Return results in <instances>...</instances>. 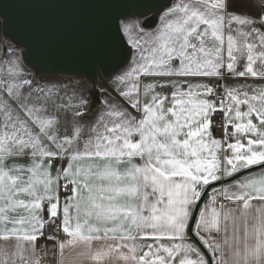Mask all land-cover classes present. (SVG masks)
Instances as JSON below:
<instances>
[{
  "label": "snow or ice",
  "instance_id": "6c2138e0",
  "mask_svg": "<svg viewBox=\"0 0 264 264\" xmlns=\"http://www.w3.org/2000/svg\"><path fill=\"white\" fill-rule=\"evenodd\" d=\"M0 14V264H264V0Z\"/></svg>",
  "mask_w": 264,
  "mask_h": 264
},
{
  "label": "water",
  "instance_id": "95a60500",
  "mask_svg": "<svg viewBox=\"0 0 264 264\" xmlns=\"http://www.w3.org/2000/svg\"><path fill=\"white\" fill-rule=\"evenodd\" d=\"M4 3H5V0H0V4H4ZM12 12L14 15L15 9H13ZM9 31H11V28L9 29ZM1 37H4L5 39L9 40V42H11V37L4 33V28H3V23H2V14H0V38ZM73 67L74 66L70 62H59V63L44 62L38 65L39 71L36 72L35 75L78 77V78H81L87 81V83L91 85L89 88L93 87V80H95V86L98 80H100V70L99 69H93L88 73V75L80 76V75H76L75 72L72 71ZM107 79L108 77H105V80ZM96 95L97 96L100 95L98 88L96 91Z\"/></svg>",
  "mask_w": 264,
  "mask_h": 264
},
{
  "label": "rangeland",
  "instance_id": "374dc122",
  "mask_svg": "<svg viewBox=\"0 0 264 264\" xmlns=\"http://www.w3.org/2000/svg\"><path fill=\"white\" fill-rule=\"evenodd\" d=\"M2 39V38H0ZM10 43L9 40L5 39L4 40L2 39V41H0V46L4 45V44H8ZM57 78V79H60V80H63L65 82H67L68 80H72L73 82L75 81H83L84 79H80V78H75V77H68V76H47V75H35V78L36 79H40V78ZM91 85L89 83H87V81H83V85L82 87L87 89L89 88ZM97 87L101 88L103 87V84L100 80H98L97 84H96Z\"/></svg>",
  "mask_w": 264,
  "mask_h": 264
},
{
  "label": "built area",
  "instance_id": "2783aa9c",
  "mask_svg": "<svg viewBox=\"0 0 264 264\" xmlns=\"http://www.w3.org/2000/svg\"><path fill=\"white\" fill-rule=\"evenodd\" d=\"M4 40V38H2ZM2 39H0V41H2ZM99 89V87H97Z\"/></svg>",
  "mask_w": 264,
  "mask_h": 264
},
{
  "label": "crops",
  "instance_id": "0c3cea01",
  "mask_svg": "<svg viewBox=\"0 0 264 264\" xmlns=\"http://www.w3.org/2000/svg\"><path fill=\"white\" fill-rule=\"evenodd\" d=\"M249 82H251V81H249ZM66 255H68V253H66Z\"/></svg>",
  "mask_w": 264,
  "mask_h": 264
},
{
  "label": "bare ground",
  "instance_id": "6f19581e",
  "mask_svg": "<svg viewBox=\"0 0 264 264\" xmlns=\"http://www.w3.org/2000/svg\"><path fill=\"white\" fill-rule=\"evenodd\" d=\"M76 78V77H75ZM78 78V77H77ZM81 79V78H80ZM84 81V80H83Z\"/></svg>",
  "mask_w": 264,
  "mask_h": 264
}]
</instances>
